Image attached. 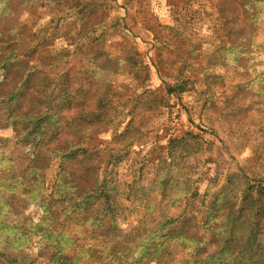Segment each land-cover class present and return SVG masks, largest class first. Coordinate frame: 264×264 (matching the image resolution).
<instances>
[{"label":"rangeland","instance_id":"rangeland-1","mask_svg":"<svg viewBox=\"0 0 264 264\" xmlns=\"http://www.w3.org/2000/svg\"><path fill=\"white\" fill-rule=\"evenodd\" d=\"M0 48V59L10 48L18 54L7 69L0 67V101L19 86L28 92L22 82L27 71L34 73L36 89L49 78L54 87L79 70L85 73L78 76L92 78L91 89L109 88L111 103L121 102V118L91 134L92 156L68 166L85 177L92 166L100 179L122 187L137 179L165 191L144 199L121 197L123 238L133 242L161 216L177 217L193 202L195 210L187 215L197 226L184 227L201 236L202 257L221 249L224 264H264V251L248 249V226L232 231L245 194L264 200V0H0ZM98 51L112 58L130 51L136 63L113 75L91 73L89 60ZM79 98L78 110L89 109L87 97ZM12 106L15 115L22 111ZM3 107L0 264H46L39 251L42 237L30 227L43 220L44 203L59 199L57 193L45 196L60 161L53 159L44 169L48 191L35 174L34 144L27 143L21 127L16 131L6 124ZM183 137L188 142L174 150L170 141ZM153 179L158 181L152 184ZM63 187L59 183L55 189ZM12 228L27 236L20 248ZM83 228L80 235L98 230L102 241L92 242L101 250L106 238L99 220L91 218ZM177 255L169 264L192 257L186 250Z\"/></svg>","mask_w":264,"mask_h":264},{"label":"trees","instance_id":"trees-1","mask_svg":"<svg viewBox=\"0 0 264 264\" xmlns=\"http://www.w3.org/2000/svg\"><path fill=\"white\" fill-rule=\"evenodd\" d=\"M6 48L8 49V46ZM2 52L3 48H0V55ZM17 57L18 54L10 48L6 56L0 59V67L7 69L9 61ZM134 60L135 57L130 51L124 53L122 58H112L105 51L93 52L89 60L93 62V68L87 71L101 72L107 76L122 73L133 64ZM77 72L85 73L79 70ZM78 73L62 78L63 81H59L54 87L48 77L49 80L43 85L38 83V87L33 89L31 79L34 73L27 71L22 75V82L28 83V92L22 93L19 86L17 90L11 91L6 99L0 101V107L4 106L3 109L8 114L6 124H13L16 131L22 130V135L28 138L27 143L34 144V161L38 164L35 174L41 184L44 182L48 191L50 187L44 169L46 166L50 167L53 159L60 161L56 182L51 187L49 195L45 196L51 199L57 193L59 199L44 203L43 220L30 227L34 230V234H40L42 237L39 251L45 258L46 264H151L152 262L169 264L178 258L176 256L181 250H186L187 254L190 252L192 257L187 256L180 264H224L222 257L219 256L221 249L202 257L201 236H198L197 232H189L184 227L188 223L197 226V219L193 215H187L189 211L195 210L196 204L193 202H187L185 212L177 217L161 216L162 220L155 227L147 231L146 227L142 234L131 242L122 237L120 217L125 214L126 205L121 202V197L129 200L131 195L136 197L141 195L144 199L152 193L166 195L165 191L159 190L157 185L150 187L140 184L137 179L125 182L124 187L119 182L109 183V179H100L95 169L90 171L92 166L88 169L86 177L73 166V170H70L69 163L82 162L92 156L93 152L88 146L91 134L96 129L108 127L110 122L121 118L122 114L121 102L115 106L111 103L114 99L111 97L114 94L111 89L107 88V91L95 87L91 89L95 86L90 82L92 78H83L78 76ZM84 79L87 80L89 89L85 86ZM28 93L31 95L28 96ZM79 97L82 99L87 97L86 103H89L87 104L90 106L89 109L78 110V104L81 103ZM13 103L22 108V111L16 115L13 111ZM187 142L188 139L183 137L181 140L172 139L170 144H174L175 150L182 143ZM77 173H80V176ZM163 179L165 177H162ZM157 181L153 179L151 183ZM59 183L64 187L60 190L55 189ZM250 188L252 189L253 186ZM183 189L186 192L190 187ZM197 194L198 190L191 196ZM260 195L264 197V187ZM244 203L245 205L240 206L238 211L240 215L237 216L236 223L235 220H231V223H235L232 231L235 228L238 232L245 231L247 225L250 241L248 249L264 251V200L254 199L252 193H247L244 196ZM91 218L95 221L99 220V227L106 238L101 250H97L96 243L92 242L102 241L97 236V229L80 235L84 224ZM175 221L183 224L174 225ZM26 237V234L15 231L13 240L15 248L22 247L26 243L23 240ZM226 242L229 243L230 238H227ZM190 248L191 250L188 251L187 249ZM226 248L228 249L229 246L227 245ZM96 251L101 253L100 260L93 256ZM97 261L99 263H96Z\"/></svg>","mask_w":264,"mask_h":264}]
</instances>
